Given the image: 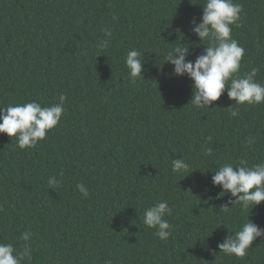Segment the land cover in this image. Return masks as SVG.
Segmentation results:
<instances>
[{"label": "trees", "instance_id": "16d2710c", "mask_svg": "<svg viewBox=\"0 0 264 264\" xmlns=\"http://www.w3.org/2000/svg\"><path fill=\"white\" fill-rule=\"evenodd\" d=\"M234 2L242 5L232 28L245 50L240 73L256 67L264 84V0ZM205 3L0 0V107L67 97L58 126L35 148L0 133V243L19 252L30 233V264H264V237L243 258L218 248L249 215L264 228V202L242 211L211 180L226 163H264V103L237 106L225 90L210 108H195L192 81L170 78L165 62L182 42L193 61L208 46L190 24ZM105 30L112 36L101 48ZM133 49L146 69L135 83L125 66ZM181 156L186 177L172 171ZM50 177L59 185L50 188ZM159 200L172 209L166 241L143 224Z\"/></svg>", "mask_w": 264, "mask_h": 264}, {"label": "clouds", "instance_id": "9594fccd", "mask_svg": "<svg viewBox=\"0 0 264 264\" xmlns=\"http://www.w3.org/2000/svg\"><path fill=\"white\" fill-rule=\"evenodd\" d=\"M242 5L234 0H206L202 7V16L199 21L193 18L190 21L191 32L197 36L200 44L207 41L208 46L203 52L196 56L195 60L188 59L190 45L178 44L165 56V62L173 66L172 76H186L192 81V97L189 101L195 108H210L212 102L220 99L225 90L227 97L234 101L237 106L264 103V84L255 80L259 69L251 68L250 71L240 73L241 61L245 50L232 38L233 26L239 27ZM104 39L98 47L106 48L112 36L111 31L105 30ZM142 53L138 50L128 51L125 58V66L128 69L129 79L135 83L143 79V61L140 59ZM144 55V54H143ZM67 97L61 95L59 102L50 106L42 107L38 102L9 105L0 107V133L10 138H15L17 147L21 150H31L37 144L46 139L47 133L58 126L65 113V101ZM215 108V107H213ZM231 115L236 117L237 110H232ZM247 143H255L250 140ZM212 149L205 151L211 155ZM172 171L188 176L189 163L183 157L174 158L171 161ZM213 187L219 186L223 193H230L234 200L229 204L239 205L241 210H251L264 202V163L249 166L245 160L239 165L233 166L226 163L213 172L211 177ZM60 181L50 177L48 184L50 188L58 186ZM77 190L87 198L89 189L84 184H77ZM231 206V207H232ZM227 205L223 206L228 210ZM172 214V209L165 200H159L144 210L143 224L148 229H155L153 235L162 241L171 236V225L165 219ZM250 215L240 226V230L230 233L218 244L219 252L227 256L243 258L248 254L253 242L264 237V228L250 220ZM31 234L25 232L22 239L25 242L23 250L17 252L12 243H0V264H22L23 261L32 260V249L29 243Z\"/></svg>", "mask_w": 264, "mask_h": 264}]
</instances>
